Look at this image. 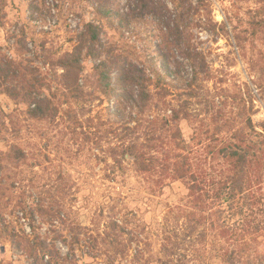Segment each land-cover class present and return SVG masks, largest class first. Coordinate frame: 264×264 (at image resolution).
<instances>
[{"label":"rangeland","instance_id":"obj_1","mask_svg":"<svg viewBox=\"0 0 264 264\" xmlns=\"http://www.w3.org/2000/svg\"><path fill=\"white\" fill-rule=\"evenodd\" d=\"M145 1L0 0V264H37L34 236L66 264H168L185 253L184 264H221L231 238L222 226L251 243L242 258L264 254L263 205L229 199L232 171L218 152L243 134L262 157L252 158L251 200L264 194V0H185L189 49L204 60L197 78L170 34L179 0ZM87 23L99 39L81 48L79 76L66 82L57 61L83 43ZM102 63L113 92L100 83ZM131 66L149 78L142 112L120 88ZM129 145L148 170L124 155ZM182 156L203 181L206 238L171 256L163 246L198 210L188 179L168 169Z\"/></svg>","mask_w":264,"mask_h":264},{"label":"trees","instance_id":"obj_2","mask_svg":"<svg viewBox=\"0 0 264 264\" xmlns=\"http://www.w3.org/2000/svg\"><path fill=\"white\" fill-rule=\"evenodd\" d=\"M138 5L141 3L144 4L147 8V3L145 0H137ZM191 8V4L185 0H179L177 3V14L175 15V19L173 21L174 25L170 28V34L173 36L172 41L175 45H181L184 43L186 51H184V55L192 63L194 78L198 76V68L201 67V64L204 63V60L201 58L199 61L196 60L195 56H193L192 51L189 49V38L186 36V25H184L187 16L189 15V11ZM102 12L105 15H109L112 11L107 9H102ZM254 24H260L258 22H253ZM99 27L92 24L87 23L85 26V31L82 33L83 43L79 45L76 50H74L71 54L66 55L65 57L59 59L57 61L58 66L64 69L63 77L64 81L77 80L80 71V54L81 48L86 45V43L90 44L89 47L95 46L96 42L99 39ZM187 39V40H186ZM191 45V44H190ZM99 70V79L100 83L107 89L109 92H113V87L110 83V68L102 63ZM165 78L158 74V80L162 81ZM148 80L149 78L145 77L142 70L131 66V68H126L122 72L119 73V81L121 82V90L122 94L126 99H129L131 105L136 108V110L142 112L145 109V106L150 99V92L148 90ZM69 84V83H67ZM66 85V84H65ZM138 87V99L133 98V94L129 91L128 87L132 86ZM41 105L32 110L31 115L37 117L40 116L41 113ZM249 123L251 124L250 120ZM235 135V134H234ZM235 142H229L225 146L221 147L218 152L221 156L228 160V163L231 167L232 173L227 176V180L223 186L224 189L228 190L227 195L229 199H236L240 197L245 203L250 202V206L254 207L258 204H262L264 208V194L254 195V200H251V195L249 192L253 189V184L256 183L253 180L252 173L250 171L251 164L254 161L259 163L261 162V155L257 151H251V147L246 145V138L243 134L239 133V136H236ZM238 137V138H237ZM128 155L130 158L134 159L135 163L138 165L140 170H148L150 165L142 159L143 155L139 153L136 145H129L126 149H124V155ZM169 171L173 175V178L176 180L188 179V193L189 196L192 197V203L195 207H198V210H189L186 212V223L182 226V233L179 231L175 232L176 241L174 242L173 247H169L168 245L163 246V250L165 253L169 252L170 255H177L176 251L179 248H182V243L187 242L191 246H194L198 238L205 241L206 232L205 229L199 232V227L202 223L207 220L206 216L203 214V204H201L199 208V202L201 193L203 190V181L198 179L196 174L192 171V166L186 156H182V158H178L175 162H173L170 166H168ZM264 183V179L261 180ZM259 182V183H261ZM259 186H261L259 184ZM258 186V187H259ZM194 201V202H193ZM253 201V202H252ZM264 213V210H263ZM259 226L255 227V231H258ZM72 232H74V236L77 240V235H79L83 228L80 225H75L70 228ZM221 234L224 237L231 236L230 243L228 246L222 247V259L221 264H240L241 262L244 264H253L252 255H247L246 259L242 258L241 255L250 249L251 243L242 240L238 242L237 240H233V232L230 227L222 226L220 229ZM237 235V234H235ZM240 235V234H238ZM180 236V237H179ZM235 237V236H234ZM235 241V242H233ZM196 250H194L195 252ZM28 254L33 259L34 263L37 264H66L67 260L59 259L56 254V250L47 244L45 241L39 240L37 236H34L33 239L28 240ZM257 262L254 264H264V254L256 253ZM187 259V254H183L181 258L174 260H170L168 264H184ZM174 261V262H173ZM181 262V263H179ZM167 264V262H166Z\"/></svg>","mask_w":264,"mask_h":264}]
</instances>
